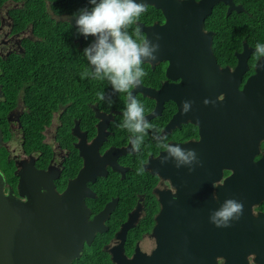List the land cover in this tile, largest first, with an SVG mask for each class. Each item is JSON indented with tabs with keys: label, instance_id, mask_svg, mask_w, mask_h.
I'll return each instance as SVG.
<instances>
[{
	"label": "flooded vegetation",
	"instance_id": "flooded-vegetation-1",
	"mask_svg": "<svg viewBox=\"0 0 264 264\" xmlns=\"http://www.w3.org/2000/svg\"><path fill=\"white\" fill-rule=\"evenodd\" d=\"M45 1L42 13L58 24L59 40L70 47L73 57L78 52L91 69L83 50L95 38L77 34L71 23L73 13L80 10L74 9L75 0ZM31 6L30 0H0V172L8 197L26 205L35 200L48 209L56 207L57 218L64 208L72 224L79 223L76 231L86 239L71 264H264V110L242 111L244 103L234 106L222 103V94H198L193 80L170 75V42L157 41L164 34L156 28L152 40L159 43V58L142 64L147 75L130 91L166 142L195 149L202 167L189 172L172 161L161 164L166 153L152 139L151 129L140 151H133L132 134L120 127L127 94L113 93L107 80L96 79L90 85L93 79L78 78V64L70 63L62 52L54 62L40 63V70L50 65L59 73L48 85L50 75L38 86L44 119L39 142L35 145L33 139L32 146L25 142L30 125L24 115L36 103L26 101L24 95L35 84L24 75L11 102L4 82L6 70L18 65L13 64L14 58L25 57L31 44L43 41L33 31L37 13H32ZM202 14L194 17L195 22L202 20L203 36L198 38L204 47L210 34L215 62L201 51L191 63L202 72L213 67L216 73L217 66L233 70L240 53L248 50L242 88L261 58L256 45H264V0H216L210 12ZM165 22L162 10L147 3V11L129 31L135 35L138 29L147 38L144 27ZM220 31L236 41L227 46L232 49L225 52L228 58L217 53L220 43L214 46ZM99 93L110 95L111 105L101 101ZM210 95L215 104L205 105ZM182 101L193 102L187 114L182 112ZM257 161H262V168L254 167ZM52 195L56 197L53 204ZM229 198L242 202L243 214L230 227L217 228L209 222L210 212Z\"/></svg>",
	"mask_w": 264,
	"mask_h": 264
},
{
	"label": "water",
	"instance_id": "water-1",
	"mask_svg": "<svg viewBox=\"0 0 264 264\" xmlns=\"http://www.w3.org/2000/svg\"><path fill=\"white\" fill-rule=\"evenodd\" d=\"M216 0H145L146 4L154 5L165 14L166 22L161 26L144 27L147 38H154L155 29L162 30L160 41L170 42L167 49L169 66L167 72L174 76L182 75L185 81L193 80L196 93L213 96L222 94L221 102H228L237 106L244 103L243 110H264V57L255 64V73L249 77L240 88L241 76L245 69L248 52L244 49L238 57L236 67L220 69L217 66L200 71L191 63L199 58V52L204 51L209 58L215 57L211 51V36L206 35L205 46L201 44L199 36H203L202 20L194 21L196 13H203L202 17L210 12L211 5ZM71 23H75L71 17ZM166 36V37H164ZM172 36V38H171ZM190 37V38H187ZM175 41V47L173 44ZM158 56V55H157ZM159 58V57H158ZM206 64H209L206 62ZM189 71V73H187ZM185 72L190 76L186 78ZM182 84L179 83L178 87ZM197 84V86H195ZM207 96L209 100L214 97ZM217 100V97L215 99ZM0 132V145H1ZM182 146V145H180ZM262 168V161L254 164ZM21 175V174H20ZM6 184L4 174L0 172V264H71L79 257L84 244V235H81L79 223L72 224L73 218L64 214L61 218L55 215L56 207H43L32 201L26 205L22 201H13L4 192ZM23 180L19 183V193L23 195ZM52 195L51 204L55 202ZM46 212L48 217L46 218ZM36 217L35 220L33 218ZM97 217L95 216L94 219ZM78 221V219H77ZM86 239V238H85ZM92 238H87V244Z\"/></svg>",
	"mask_w": 264,
	"mask_h": 264
},
{
	"label": "clouds",
	"instance_id": "clouds-1",
	"mask_svg": "<svg viewBox=\"0 0 264 264\" xmlns=\"http://www.w3.org/2000/svg\"><path fill=\"white\" fill-rule=\"evenodd\" d=\"M89 3L92 6L90 10L84 8L73 13L77 34L86 39L89 36L95 38L83 50L91 71H85L81 78L107 80L113 93L127 94V104L120 127L132 134L130 142L133 151H140L145 136L151 129L152 139L166 153L160 160L161 164L172 161L176 168L185 166L189 172L194 171L196 166L202 167L195 149L182 148L179 144L166 142L167 137L153 128L145 116L143 105L130 91L140 86L143 77L147 75L142 64L156 61L160 47L159 43L153 42L152 39L140 36L138 29L135 35L129 31L147 11L145 0H89ZM155 39L158 41L159 37ZM256 53L264 57V45L257 44ZM98 97L111 105L110 95L99 93ZM192 103L182 101L184 114L191 110ZM203 103L215 104V101L205 99ZM243 210L242 202L233 198L226 199L219 208L210 212L209 222L217 228H228L233 221L240 219Z\"/></svg>",
	"mask_w": 264,
	"mask_h": 264
},
{
	"label": "trees",
	"instance_id": "trees-1",
	"mask_svg": "<svg viewBox=\"0 0 264 264\" xmlns=\"http://www.w3.org/2000/svg\"><path fill=\"white\" fill-rule=\"evenodd\" d=\"M31 1V7L33 8L32 13H37V18H34L33 23V31L43 37L42 42H38L35 44H31L29 47V53L26 54L25 57L19 58L15 57L13 60V64H18L13 67V69L6 70V73L4 75V82L6 85H8V93H7V101L14 102L15 97L19 91L20 86L22 85V81L24 80V75H29L30 82H34V86L30 89H28L24 95V99L26 101H33L36 103V105L32 104V109L29 113H26L24 115L25 122H28L30 126H27L25 129V142L30 143L32 146H35L39 142V129H40V122L44 119L43 114V106L41 105L40 95L41 92L38 91V86L43 85V81L48 80V77L50 75V80H48L45 84H49V82L53 81L52 76L58 72L59 68H57V71L55 68H51L46 65L47 70L44 71L40 70V63L41 61H44L46 63L47 61L54 62L56 59L60 57V52H62L63 57L68 58L70 63L74 61V63L78 64V68L76 69V74L78 78L85 73V71H91L89 67H86L83 63L80 55L76 54V57H73V55L70 54L68 49V45L62 41L59 40L57 37L58 35V24L54 25V20L49 19L47 13H42L45 9L46 1L45 0H30ZM55 0H50L51 3H53ZM57 1V0H56ZM87 5L88 7H92L89 3V0H75V8L74 9H81L83 6ZM44 19H46V22H44ZM49 19V20H48ZM234 25V24H232ZM236 25V24H235ZM242 27V24L240 23L238 27ZM64 31V30H63ZM233 32V29H232ZM220 35L218 34L214 38V46H218V43L220 45L217 47L219 50H217V53L219 52V56L222 57H229V54L225 55V52L231 51V48H227L229 43H236L231 37H227L223 31H220ZM238 34V33H237ZM234 36V35H233ZM237 36V35H236ZM235 36V38H236ZM240 37V36H239ZM22 60H27V65H24ZM73 63V64H74ZM62 72H64V68L62 69ZM76 76V77H77ZM92 79L91 77H88V81ZM97 80L93 79V81L90 83V85L95 83ZM16 85L11 87L10 85ZM40 94V95H39ZM49 119V116L47 117ZM33 139H35V145L32 143ZM6 154V153H5ZM2 162V161H1ZM6 170V169H5ZM4 170V171H5Z\"/></svg>",
	"mask_w": 264,
	"mask_h": 264
},
{
	"label": "rangeland",
	"instance_id": "rangeland-1",
	"mask_svg": "<svg viewBox=\"0 0 264 264\" xmlns=\"http://www.w3.org/2000/svg\"><path fill=\"white\" fill-rule=\"evenodd\" d=\"M14 146V145H13Z\"/></svg>",
	"mask_w": 264,
	"mask_h": 264
}]
</instances>
